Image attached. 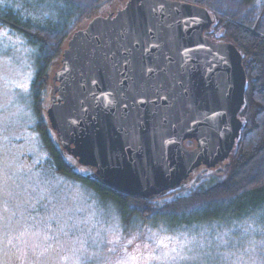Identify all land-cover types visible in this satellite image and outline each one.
I'll list each match as a JSON object with an SVG mask.
<instances>
[{
	"label": "water",
	"instance_id": "1",
	"mask_svg": "<svg viewBox=\"0 0 264 264\" xmlns=\"http://www.w3.org/2000/svg\"><path fill=\"white\" fill-rule=\"evenodd\" d=\"M211 24L192 3L127 0L77 29L46 112L61 148L107 187L142 198L227 159L246 74L232 43L205 36Z\"/></svg>",
	"mask_w": 264,
	"mask_h": 264
},
{
	"label": "rangeland",
	"instance_id": "2",
	"mask_svg": "<svg viewBox=\"0 0 264 264\" xmlns=\"http://www.w3.org/2000/svg\"><path fill=\"white\" fill-rule=\"evenodd\" d=\"M126 2L110 4L97 15L114 13ZM36 61L20 34L0 26V264H264V228L254 218L236 231L225 224L230 227L220 232L184 230L181 220L168 223L162 217L149 225L139 219L125 225L115 205L96 197L82 181L95 178V169L66 153L50 129L46 112L57 61L38 103L33 101ZM43 129L81 180L56 171ZM228 158L200 166L170 195L132 197V206L141 212L175 206L225 178Z\"/></svg>",
	"mask_w": 264,
	"mask_h": 264
},
{
	"label": "trees",
	"instance_id": "3",
	"mask_svg": "<svg viewBox=\"0 0 264 264\" xmlns=\"http://www.w3.org/2000/svg\"><path fill=\"white\" fill-rule=\"evenodd\" d=\"M123 1L9 0L0 4V26L20 34L35 51L37 71L32 82L33 101L38 103L42 90L48 86L51 66L54 61L59 62L69 37L85 27L87 20L99 16L101 9ZM177 1L206 9L211 14L212 24L205 36L213 41L232 43L242 57L246 74L244 105L239 113L242 128L228 158V175L191 192L175 206L144 212L132 206L136 199L107 187L97 176L81 179L94 190L96 197L115 205L125 225L138 219L149 225L151 219L162 217L167 218L164 220L168 223L181 220L184 230L194 232L204 228L220 232L230 226L239 230L238 224L254 218L264 228V0ZM43 138L56 171L80 179L68 168L60 149L44 129ZM183 185L174 189L175 192ZM225 224L230 226L223 228Z\"/></svg>",
	"mask_w": 264,
	"mask_h": 264
},
{
	"label": "flooded vegetation",
	"instance_id": "4",
	"mask_svg": "<svg viewBox=\"0 0 264 264\" xmlns=\"http://www.w3.org/2000/svg\"><path fill=\"white\" fill-rule=\"evenodd\" d=\"M174 192H175V190L167 191L166 194H165V196H166V195H170V194H172V193H174Z\"/></svg>",
	"mask_w": 264,
	"mask_h": 264
}]
</instances>
